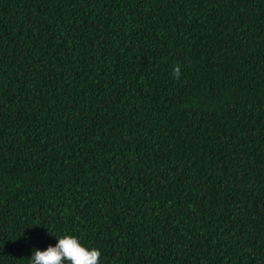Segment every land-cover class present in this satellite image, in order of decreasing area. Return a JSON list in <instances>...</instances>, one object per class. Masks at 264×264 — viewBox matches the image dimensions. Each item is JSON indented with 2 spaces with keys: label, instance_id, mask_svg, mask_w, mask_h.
<instances>
[{
  "label": "trees",
  "instance_id": "obj_1",
  "mask_svg": "<svg viewBox=\"0 0 264 264\" xmlns=\"http://www.w3.org/2000/svg\"><path fill=\"white\" fill-rule=\"evenodd\" d=\"M64 235L264 264V0H0V264Z\"/></svg>",
  "mask_w": 264,
  "mask_h": 264
},
{
  "label": "clouds",
  "instance_id": "obj_2",
  "mask_svg": "<svg viewBox=\"0 0 264 264\" xmlns=\"http://www.w3.org/2000/svg\"><path fill=\"white\" fill-rule=\"evenodd\" d=\"M173 75L179 79V66ZM56 240L55 246L49 245L44 251L33 249L30 264H100L101 252L84 246L76 236L64 235Z\"/></svg>",
  "mask_w": 264,
  "mask_h": 264
}]
</instances>
